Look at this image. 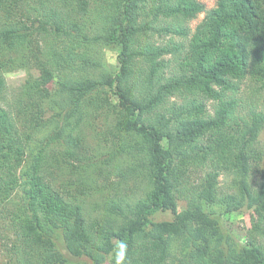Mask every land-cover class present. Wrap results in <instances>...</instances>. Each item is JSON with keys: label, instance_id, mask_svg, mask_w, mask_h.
Here are the masks:
<instances>
[{"label": "trees", "instance_id": "obj_1", "mask_svg": "<svg viewBox=\"0 0 264 264\" xmlns=\"http://www.w3.org/2000/svg\"><path fill=\"white\" fill-rule=\"evenodd\" d=\"M87 41L117 47L111 77L90 71ZM18 68L58 72L59 93L34 77L10 97L3 74ZM249 74L264 86V0H0V219L20 237L8 264H167L180 240L185 264H264V111L239 115L236 98ZM245 203L257 221L240 243L222 213ZM158 210L173 218L151 221Z\"/></svg>", "mask_w": 264, "mask_h": 264}, {"label": "rangeland", "instance_id": "obj_2", "mask_svg": "<svg viewBox=\"0 0 264 264\" xmlns=\"http://www.w3.org/2000/svg\"><path fill=\"white\" fill-rule=\"evenodd\" d=\"M206 7L209 9L215 5L216 0H200ZM96 12L91 11L90 14L86 17L88 19V25L86 26L87 36L93 37L96 33V28H100L96 21ZM204 13H199L196 18L188 22V26L191 31H193L196 24L203 18ZM52 37L51 34H49ZM157 42L167 40L168 38H153ZM177 41L181 39L176 38ZM71 40L67 41L66 44L69 45ZM83 51L91 57L92 66L90 71L92 73H98L106 76L107 78L113 75V72L116 70L117 61V47L108 45L103 41H92L86 42L83 46ZM4 79L7 85V91L10 93V97H13L18 91L19 86L28 78L39 77L44 81V84L50 89L52 95H56L60 86L58 81L61 80L60 74L53 71L52 76L47 77L42 71L34 68H18L11 71H6L4 74ZM59 76V77H58ZM238 93L236 98L238 100V114L243 115L251 108H256L257 110L264 111V86L261 81H259L255 76L247 75L240 83ZM42 133L38 132L36 135L37 138L41 139ZM44 135V134H43ZM260 145L264 144V130L259 137ZM38 142V141H37ZM34 144V143H33ZM38 144V143H37ZM88 144V143H87ZM163 144L166 145V142L163 141ZM39 147V145H37ZM24 168V167H23ZM21 172V170H20ZM253 179H259L260 176L253 174ZM23 179V178H21ZM221 187L225 188L229 177L224 175L219 176ZM62 179L58 176L55 181L56 188H60ZM22 188L19 187L16 193L13 195L12 203L10 206H13L14 212L17 203H20L23 199L22 197ZM186 206L185 201L179 200L177 203V209H184ZM212 210H220L217 205L211 207ZM149 219L151 221H161V220H171L173 214L170 210H158L150 214ZM222 221L225 228L230 231L234 237L240 242L245 243L249 240L248 230L252 227L257 221V215L255 213L254 206H251L247 203L243 204L238 210L228 213H222ZM6 222V223H3ZM9 223L12 225V218L5 216V218L0 219V264H8L11 261H14L13 256L10 255V245L12 243L20 242V237L17 231L9 226ZM257 244L261 245L264 249V230L262 233H255L252 237ZM61 246V245H59ZM185 247V242L180 240V242L174 243L171 250V256L167 260V264H185L183 259V249ZM21 259L23 256L21 253L18 255ZM21 262V261H19ZM61 264H94L85 256L80 257H70L66 262ZM102 264H108L106 260Z\"/></svg>", "mask_w": 264, "mask_h": 264}]
</instances>
